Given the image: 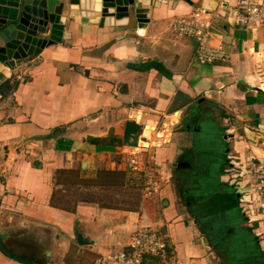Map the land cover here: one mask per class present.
I'll use <instances>...</instances> for the list:
<instances>
[{
	"label": "crops",
	"instance_id": "0c3cea01",
	"mask_svg": "<svg viewBox=\"0 0 264 264\" xmlns=\"http://www.w3.org/2000/svg\"><path fill=\"white\" fill-rule=\"evenodd\" d=\"M70 2L61 0V43L10 70L1 67L8 82L0 91V233H7L6 246L39 259L48 252L46 264H93L127 250L144 213L168 245L164 259L147 256L144 264H263L254 228L261 226L258 206L246 216L244 199L226 174L237 172L245 192L255 172L264 174V14L246 28L235 22L237 0H152L139 34L132 8L129 16L102 22L96 0ZM196 15L210 22L207 44L222 45L226 62L200 65L196 41L173 33L175 20ZM130 120L143 126L141 138H156L147 151L160 187L147 197L127 169L137 144L85 140L106 136L111 127L121 137ZM188 172L215 177L205 184L211 196L203 205L188 197L204 187L190 174L185 179ZM65 174L122 177L124 188L141 192L137 208H110L97 198L66 197L65 203L58 196ZM77 232L85 245H78ZM0 264L27 263L0 249Z\"/></svg>",
	"mask_w": 264,
	"mask_h": 264
},
{
	"label": "water",
	"instance_id": "95a60500",
	"mask_svg": "<svg viewBox=\"0 0 264 264\" xmlns=\"http://www.w3.org/2000/svg\"><path fill=\"white\" fill-rule=\"evenodd\" d=\"M80 0H71L77 4ZM97 1V0H96ZM102 22L105 17L121 18L129 16V8L137 21L138 33L146 28L147 13L152 0H100ZM189 2V0H184ZM63 4L61 0H0V85L6 80L7 70L14 67L15 62L37 55L45 47L62 42L63 26L60 24V14ZM109 9H114L112 14ZM47 33V37L46 36ZM122 136L115 134L111 127L106 136L94 137L87 135L85 140L94 146L134 147L143 133V126L135 121H127L122 127ZM227 139V137H225ZM177 164H174L175 166ZM198 223L197 220H194ZM203 234V232H202ZM7 233H0V249L7 256L27 264L48 263L49 253L42 258L34 255L19 254L5 244ZM77 243L82 246L87 242L77 232Z\"/></svg>",
	"mask_w": 264,
	"mask_h": 264
},
{
	"label": "built area",
	"instance_id": "2783aa9c",
	"mask_svg": "<svg viewBox=\"0 0 264 264\" xmlns=\"http://www.w3.org/2000/svg\"><path fill=\"white\" fill-rule=\"evenodd\" d=\"M233 11L236 24L250 28L262 20L264 6L260 0H237ZM196 17L194 20L182 18L175 20L172 24L173 33L178 37H190L196 41L197 45L194 57L200 65L226 62L229 57L222 45L212 47L207 44L208 29L211 26L210 22L205 23L200 15H196ZM151 140V135L150 138L140 137L136 143V148H140V150L146 149L147 151L151 145ZM144 166V163L136 152L127 161V169L130 172L143 173V176L147 178L149 170L148 168L145 169ZM257 173L259 175L257 176L256 186L253 189V196L255 197L254 202H258L259 205L257 209L261 211L260 223L263 230H261L260 234H256V236L264 255V174L261 171ZM159 187L158 181L151 180L144 183L143 196L147 197L152 193H156ZM146 222L147 215L142 213L140 222L136 225L134 232L128 240L127 250L101 256L93 264H144L147 256L164 259L168 247L166 235L162 231L153 230Z\"/></svg>",
	"mask_w": 264,
	"mask_h": 264
},
{
	"label": "rangeland",
	"instance_id": "374dc122",
	"mask_svg": "<svg viewBox=\"0 0 264 264\" xmlns=\"http://www.w3.org/2000/svg\"><path fill=\"white\" fill-rule=\"evenodd\" d=\"M162 130H166L165 126L163 127V125L161 126ZM150 129V128H149ZM121 131L119 128H117V132ZM151 133V130H147ZM166 134H168L166 132ZM165 134V135H166ZM151 135V134H150ZM144 136V135H143ZM162 137H158L157 139L160 141L165 140L166 138L163 135H160ZM148 138V137H147ZM150 138V137H149ZM155 136L152 137L151 140V145L148 147L147 150H149L150 148H152L151 146L154 144L155 145ZM153 145V146H154ZM141 158V161L144 163V167L145 169L148 168L149 170V175L147 178H145L143 176V173H138L135 172V176H136V182L137 184H141V191L142 194L144 192V183L150 182L152 181H158L160 180V177L156 174L153 173L150 168H149V163H148V156L149 153L148 151H140L137 150L135 151ZM143 154V156H142ZM230 170L226 175L230 176V181L232 182V186L236 187L235 190L239 191L242 198L244 199L243 201L240 202L241 204V209L244 210V213L246 216H251V210L255 209L256 206H258V202H256V204L254 203H250L247 202V200L250 197H254L253 196V189L256 186V180H257V176L259 175L257 172H255L254 174V182L253 185H251L250 187L248 186L246 189H248V192L244 191V187H241L239 185V181L237 178H239V175L237 172ZM130 172V171H129ZM133 173V172H131ZM151 173V174H150ZM235 175L234 177H231ZM141 176V179L140 177ZM236 177V178H235ZM138 179V181H137ZM60 180L62 181V183L64 184L63 189H60L58 191V196L63 197L62 201L66 203L65 199L66 197H71V201L74 200L77 201L78 199H83V200H93V198H97L98 200H100V205L102 206H106V207H110V208H128V209H136L137 208V203L140 200V191L136 190L139 189L137 188H129L126 189L124 188V181L123 178H114L113 180H102V179H86V180H80L78 179V176H76L75 174L73 175H61L60 176ZM100 186V188H98ZM245 189V190H246ZM234 190V191H235ZM64 191V192H63ZM239 194V193H238ZM244 196V197H243ZM255 198V197H254ZM68 199V200H70ZM246 200V201H245ZM61 201V203H63ZM63 203L62 205L64 207H66L67 205ZM261 211H259V215H260ZM247 220H249V217H246ZM257 225V223H256ZM257 234H260L262 227L260 226H255L254 228H256Z\"/></svg>",
	"mask_w": 264,
	"mask_h": 264
},
{
	"label": "flooded vegetation",
	"instance_id": "af4514ba",
	"mask_svg": "<svg viewBox=\"0 0 264 264\" xmlns=\"http://www.w3.org/2000/svg\"><path fill=\"white\" fill-rule=\"evenodd\" d=\"M213 152V151H212ZM215 152V151H214ZM213 152V153H214ZM213 156V155H212ZM210 163V162H209ZM209 168H211V169H213V167H214V163L213 164H211V165H209L208 166ZM207 170L209 171V169L207 168ZM211 172V171H210ZM210 172H207V173H205L204 172V174L203 175H201L200 173L198 174L197 173V176H195L196 174H191L190 172H188L187 173V176H184L185 177V179H187V177L189 176V174H190V177H191V180H192V183L193 182H195L196 184H197V186L200 188V187H202V186H204L203 188H200V190H197V191H195V195L194 196H192V195H190V193H189V198L191 197V198H194V199H196L197 200V202H199L201 205H203L207 200H208V198L211 196L210 194V190L208 191L207 189H206V183L207 182H210L211 180L213 181L214 180V176H211V174H210ZM212 175H213V173H212ZM183 177V178H184ZM188 195V194H187ZM263 264H264V261H263Z\"/></svg>",
	"mask_w": 264,
	"mask_h": 264
},
{
	"label": "trees",
	"instance_id": "16d2710c",
	"mask_svg": "<svg viewBox=\"0 0 264 264\" xmlns=\"http://www.w3.org/2000/svg\"><path fill=\"white\" fill-rule=\"evenodd\" d=\"M7 84H8V82L3 83V84L0 86V91L3 90V89H5V88H7Z\"/></svg>",
	"mask_w": 264,
	"mask_h": 264
},
{
	"label": "bare ground",
	"instance_id": "6f19581e",
	"mask_svg": "<svg viewBox=\"0 0 264 264\" xmlns=\"http://www.w3.org/2000/svg\"><path fill=\"white\" fill-rule=\"evenodd\" d=\"M100 2H101L100 0H97V3H96V4H97L96 7H97L98 10H99L100 7H101ZM158 136L160 137V135H158Z\"/></svg>",
	"mask_w": 264,
	"mask_h": 264
}]
</instances>
